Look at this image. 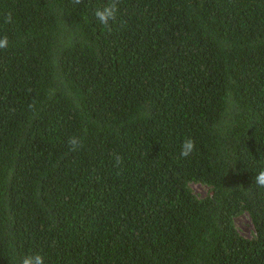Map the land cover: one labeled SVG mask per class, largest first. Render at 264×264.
<instances>
[{"label":"trees","instance_id":"obj_1","mask_svg":"<svg viewBox=\"0 0 264 264\" xmlns=\"http://www.w3.org/2000/svg\"><path fill=\"white\" fill-rule=\"evenodd\" d=\"M108 2L0 0V264H264V0Z\"/></svg>","mask_w":264,"mask_h":264},{"label":"clouds","instance_id":"obj_2","mask_svg":"<svg viewBox=\"0 0 264 264\" xmlns=\"http://www.w3.org/2000/svg\"><path fill=\"white\" fill-rule=\"evenodd\" d=\"M83 0H75L76 4H81ZM119 13V0H109L107 4L98 8L95 11V17L98 22L108 27L110 23L117 20ZM11 21V17L7 18V22ZM9 45V38L7 36L0 37V50L6 49ZM31 107V106H30ZM70 151L76 152L83 146V139L78 136H72L67 141ZM196 151V143L194 139L185 138L181 144L180 155L184 158L190 157ZM114 163L119 167L123 163L121 155L114 154ZM254 184L264 188V169L260 170L254 177ZM19 264H45V257L40 253L24 255L20 258Z\"/></svg>","mask_w":264,"mask_h":264},{"label":"rangeland","instance_id":"obj_3","mask_svg":"<svg viewBox=\"0 0 264 264\" xmlns=\"http://www.w3.org/2000/svg\"><path fill=\"white\" fill-rule=\"evenodd\" d=\"M191 188L194 190V192L198 196L203 197L207 194L206 188L202 187L200 184H193L191 185ZM237 227L243 236L251 238L252 233L254 232V229L247 216H242L241 218L237 220Z\"/></svg>","mask_w":264,"mask_h":264}]
</instances>
